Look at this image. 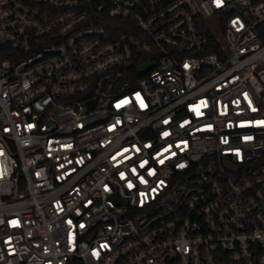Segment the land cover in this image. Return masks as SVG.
Returning a JSON list of instances; mask_svg holds the SVG:
<instances>
[{
	"label": "built area",
	"instance_id": "2783aa9c",
	"mask_svg": "<svg viewBox=\"0 0 264 264\" xmlns=\"http://www.w3.org/2000/svg\"><path fill=\"white\" fill-rule=\"evenodd\" d=\"M0 264H264V0H0Z\"/></svg>",
	"mask_w": 264,
	"mask_h": 264
}]
</instances>
